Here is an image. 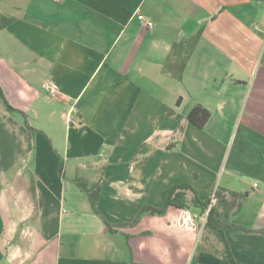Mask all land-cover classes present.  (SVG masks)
<instances>
[{
    "label": "crops",
    "instance_id": "crops-1",
    "mask_svg": "<svg viewBox=\"0 0 264 264\" xmlns=\"http://www.w3.org/2000/svg\"><path fill=\"white\" fill-rule=\"evenodd\" d=\"M0 14L14 18L0 31L5 99L63 159L61 177L46 136L0 106V264H231L200 249L199 207L108 231L76 178L104 181L113 225L176 184L218 192L234 258L264 264V0H2ZM201 26L177 80L172 45ZM198 103L203 128L182 116Z\"/></svg>",
    "mask_w": 264,
    "mask_h": 264
},
{
    "label": "trees",
    "instance_id": "trees-1",
    "mask_svg": "<svg viewBox=\"0 0 264 264\" xmlns=\"http://www.w3.org/2000/svg\"><path fill=\"white\" fill-rule=\"evenodd\" d=\"M1 1L2 0H0V2ZM13 20L14 18L9 15L0 14V31L3 30ZM202 31H203V26H201L195 34L183 37L179 41L173 43L171 56L169 57V60L167 61L165 67L177 80L182 79L187 63L191 57V54L196 44L198 43L201 37ZM0 95L3 99L6 109L9 112H20L24 116V124L32 134L41 133L45 135L42 131L38 130L32 125L31 118L27 113L12 107L7 102L1 87H0ZM182 116L183 118L187 119L189 122L193 123L195 126L199 128H203L207 123V121L209 120L211 116V112L205 106L198 103L191 107L185 108ZM45 136L49 140L51 146L53 147L54 153L59 158L58 174L59 176L62 177L63 159L61 158L57 149L54 147L52 140L47 135ZM74 181L77 183L80 190L87 197L91 206V210L95 214L101 216L108 231L112 230L111 228L113 226H117L120 228L134 227L139 223L141 217L145 214L164 216L170 207H177L180 209H189L192 206L199 207L202 213L206 214V220L203 226V231L207 232V235L205 236V238H203V242L200 245V249L210 252L216 256H219L223 260L231 264H242L234 258L232 251L230 249L229 242L225 235V230L227 228L234 227L235 225L232 223L226 225L220 223L217 219V212L214 206H212L208 211L210 199H207L206 201L200 200L198 198L197 191L188 184L173 185L170 188L167 197L164 201V204L162 206L159 207L151 206V205L143 206L140 213L132 222L113 225L106 220V218L103 216V214L101 213L98 207V203L101 195V187L104 181L100 180L97 182H89L83 178H76ZM31 190L34 191L33 186L31 187ZM217 193L218 192H216V194ZM34 194L35 193L33 192V195ZM208 234L214 235L217 242L215 243L209 240V243H207V238H209ZM218 243H219V247L217 246Z\"/></svg>",
    "mask_w": 264,
    "mask_h": 264
},
{
    "label": "built area",
    "instance_id": "built-area-1",
    "mask_svg": "<svg viewBox=\"0 0 264 264\" xmlns=\"http://www.w3.org/2000/svg\"><path fill=\"white\" fill-rule=\"evenodd\" d=\"M145 24L149 27L152 28V26L154 25L153 22H151L150 20L146 19L145 20ZM43 87L48 90L49 95L52 97H56L59 94V87L56 84V82H54L53 80H47ZM254 186H257V184L255 183ZM217 202V195L214 193L211 198H210V204L208 207V211L209 209Z\"/></svg>",
    "mask_w": 264,
    "mask_h": 264
},
{
    "label": "rangeland",
    "instance_id": "rangeland-1",
    "mask_svg": "<svg viewBox=\"0 0 264 264\" xmlns=\"http://www.w3.org/2000/svg\"><path fill=\"white\" fill-rule=\"evenodd\" d=\"M3 105H4V102H3V99H2V97H1V95H0V106H3ZM87 177H89V176H87ZM218 180H219V178H218ZM201 232H202V233L204 232L203 229L201 230ZM204 234L207 235V232H204V233H203V236H204Z\"/></svg>",
    "mask_w": 264,
    "mask_h": 264
}]
</instances>
